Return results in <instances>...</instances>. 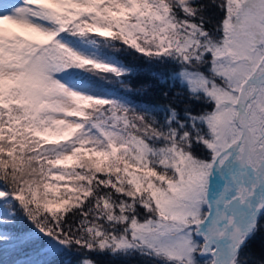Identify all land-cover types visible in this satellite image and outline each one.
I'll list each match as a JSON object with an SVG mask.
<instances>
[{
    "label": "snow or ice",
    "instance_id": "obj_1",
    "mask_svg": "<svg viewBox=\"0 0 264 264\" xmlns=\"http://www.w3.org/2000/svg\"><path fill=\"white\" fill-rule=\"evenodd\" d=\"M0 264H264V0H0Z\"/></svg>",
    "mask_w": 264,
    "mask_h": 264
},
{
    "label": "trees",
    "instance_id": "obj_2",
    "mask_svg": "<svg viewBox=\"0 0 264 264\" xmlns=\"http://www.w3.org/2000/svg\"><path fill=\"white\" fill-rule=\"evenodd\" d=\"M138 64L140 62H137ZM148 72H149V68L147 66H144V65H140L139 68H138V75L136 77H134V83L135 82H138V81H143V80H146L148 79ZM134 99H138V100H148L150 99L149 96L145 95V96H136L134 94ZM255 247L257 248L258 250V247H259V242L257 241L256 244H255ZM100 259H106V258H100Z\"/></svg>",
    "mask_w": 264,
    "mask_h": 264
}]
</instances>
